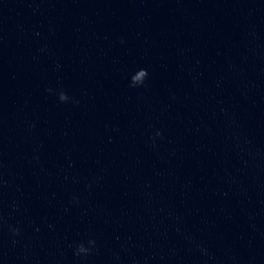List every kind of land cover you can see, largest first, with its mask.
<instances>
[{"label":"clouds","instance_id":"obj_1","mask_svg":"<svg viewBox=\"0 0 264 264\" xmlns=\"http://www.w3.org/2000/svg\"><path fill=\"white\" fill-rule=\"evenodd\" d=\"M148 76V72L146 69H141L139 71H137L132 77H131V87H137L143 84L144 80L147 78ZM47 91L51 92V89H48ZM69 99V97L66 95V93H64L63 91H61L59 93V101L60 102H65ZM90 244H94V241H89ZM88 249H86L83 244L79 245L77 247V251L75 253V255L79 256L80 254H88Z\"/></svg>","mask_w":264,"mask_h":264}]
</instances>
